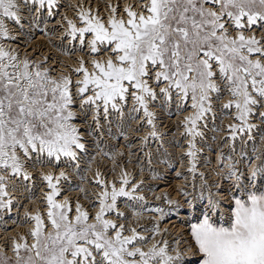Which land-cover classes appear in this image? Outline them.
<instances>
[{
    "label": "snow or ice",
    "instance_id": "snow-or-ice-1",
    "mask_svg": "<svg viewBox=\"0 0 264 264\" xmlns=\"http://www.w3.org/2000/svg\"><path fill=\"white\" fill-rule=\"evenodd\" d=\"M0 227V264H264V0H0Z\"/></svg>",
    "mask_w": 264,
    "mask_h": 264
},
{
    "label": "bare ground",
    "instance_id": "bare-ground-1",
    "mask_svg": "<svg viewBox=\"0 0 264 264\" xmlns=\"http://www.w3.org/2000/svg\"><path fill=\"white\" fill-rule=\"evenodd\" d=\"M65 2L66 3H70V2H72V0H65ZM35 36H37L36 38H37V40H44L46 43H45V47H50L48 44H47V40L45 39V37L42 35V33L41 32H39V31H36L35 32ZM34 36V37H35ZM35 42L36 41H31V43L32 44H34L35 45ZM9 43H11V42H9ZM42 43V42H41ZM36 45H37V43H36ZM41 45H43V44H41ZM24 49L23 48H21V51H23ZM123 139V138H122ZM121 139V140H122ZM117 147H119V145H117ZM169 175H171V176H173L171 173H169ZM169 183H171V184H175L176 183V181H173L172 179L171 180H169ZM175 217V216H174ZM183 217V213H181V216H180V218H182ZM177 219V218H176ZM165 223H167V221L165 222ZM173 224H175V228L176 229H179V230H183V228H182V225L181 224H179V223H176V220H175V223H173ZM8 234H10V233H8ZM5 235V233H4V231H3V228L2 227H0V237H2V236H4Z\"/></svg>",
    "mask_w": 264,
    "mask_h": 264
},
{
    "label": "built area",
    "instance_id": "built-area-1",
    "mask_svg": "<svg viewBox=\"0 0 264 264\" xmlns=\"http://www.w3.org/2000/svg\"><path fill=\"white\" fill-rule=\"evenodd\" d=\"M174 169L172 170V172H170L172 175H174ZM169 177H171V175H169ZM169 180H171V179H169ZM173 180V179H172ZM173 181H175V180H173ZM181 219H183V217L181 218ZM169 220L171 221V223H175V220H176V217H174V216H172V217H169ZM167 223H168V221H167Z\"/></svg>",
    "mask_w": 264,
    "mask_h": 264
},
{
    "label": "rangeland",
    "instance_id": "rangeland-1",
    "mask_svg": "<svg viewBox=\"0 0 264 264\" xmlns=\"http://www.w3.org/2000/svg\"><path fill=\"white\" fill-rule=\"evenodd\" d=\"M37 36H35L34 37V39H33V41H36L35 42V45H36V43H37V45H41V44H43L44 46H45V41L44 40H37V38H36ZM42 42V43H41ZM120 139H122V138H120Z\"/></svg>",
    "mask_w": 264,
    "mask_h": 264
}]
</instances>
